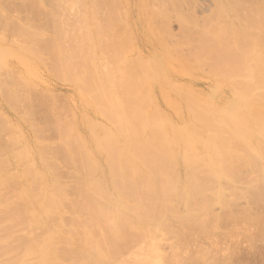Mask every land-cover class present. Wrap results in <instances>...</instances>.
Returning <instances> with one entry per match:
<instances>
[{
  "label": "bare ground",
  "instance_id": "obj_1",
  "mask_svg": "<svg viewBox=\"0 0 264 264\" xmlns=\"http://www.w3.org/2000/svg\"><path fill=\"white\" fill-rule=\"evenodd\" d=\"M37 1L35 3H39ZM99 1L87 0V2H91L89 5V8L92 6L91 8L93 9V11H91L92 9L90 10L91 12L95 11V5L98 6L96 9H101L102 6L103 15H101L102 12L100 13L99 10V16H102L103 20L100 18L102 22L99 20L97 21L99 22L98 24L92 19L86 26L87 32H85L86 35L84 33L85 37H83L85 41H83V38V40L81 39L84 44L79 40V43L83 46L79 44L81 49H77L84 58L83 65L78 66L79 70L82 69L80 73H83L81 75H84V81L82 78V80L79 79L81 75H78L80 73H76L79 71L75 69L77 66L73 69L70 67L71 65L69 67L67 65V69L63 68L64 66L60 67V69H65L63 72L66 71L68 74L76 73L75 77L78 76V78L73 76L74 80H77L76 82L79 81L80 86H85L83 90L87 88L86 91L88 90L89 94H94V98L91 95L92 99L98 100L105 106L106 117L113 125V129L101 125L99 130L96 129L93 132H89L90 137L88 140L86 139L87 142L72 126L71 129H75L74 131L70 130V127H65L64 124L58 125L61 130V127L64 126L63 132L59 131V133L62 132L63 135L61 134V136L66 139L65 151L71 158L70 162L74 164L71 163L70 165L76 167L74 169L76 170L75 173H77L73 178L77 174H80L79 177H81L82 174V178L78 179V187L75 188L77 190L74 191L79 196L80 201L76 198L78 203H76V200L71 205L72 207L75 206V208L70 210L79 218L82 215L85 216L84 219L82 216L83 221L76 217L78 221L74 222L75 224L79 222L80 225L78 223L77 226H81L84 229L82 233L80 232L82 234L80 237L82 242L80 241L81 244L79 243L81 246L77 247L75 245L77 243L73 244L74 242L69 245L71 243L69 240L66 243L67 240L65 238L61 237V241L57 238L58 236L60 238L62 233L59 228L64 225L63 214H65V209L63 207L65 204H63V201H67L65 198H68L66 197L68 191L64 188V184H61L62 186L59 185L60 183L58 184L54 175V164L56 162H52V164L51 160L48 161L55 154L51 153L52 150L50 148L41 146V143H38V147L41 146L38 148V161L43 164L41 172L34 170L33 167L32 169H27L26 166L28 165L25 164L27 155L23 151V153H19L20 155L22 154V157L19 156L21 161L25 160L24 165L27 169V171L24 169L26 171L24 173L25 177L21 176V172H24L23 170L19 174L21 177H17V175L13 177L10 174V170L13 168L11 166L16 163L13 162V165L10 166L8 161L9 163H6L7 166L5 168L9 171L11 176L9 177L8 171L4 169L6 164L0 159V189L2 186H5L4 188L6 189L9 187L7 185L11 184L14 187L13 184L18 180L17 183L21 180L25 181L23 182V188L19 192L15 190L18 194L12 191L15 196L18 195L16 200L14 198V202L13 199H10L12 202L9 199L6 202L5 198V203L2 201L4 205L0 202V207L3 209L2 212H4L2 214H7L5 219L3 217V222H0V233L2 232V236L0 234V247L3 244L2 247L9 246V241L12 239L10 232L12 234L14 231L18 235L16 236L13 233V240L17 242V246L0 253V259L4 257L5 261L15 260L9 264H33L30 263L31 261H34V264H135V261L131 262L133 260L130 261L129 259V257L136 259L131 257V252L133 253L134 249L128 248L133 244L137 245V242L141 244V240L144 245H147L144 241L148 243L151 234L154 232V225L155 228L161 226V229L163 227L168 229V226L165 227L167 220L170 219H167V216H175L181 222H186V220L195 216V210L187 213V215H180L175 210L173 202L175 199H179L184 204L194 206L198 204L203 197V193L206 192L204 190L205 185L203 186L205 184L204 181L200 183V173H198L197 167L201 165L209 167V165L198 157L197 151L194 149L196 144L201 145V148L218 164L222 173L225 171L227 172L226 175L229 176L231 172L233 173L236 166L240 164H258L257 161L261 160V155L258 152L264 156V128H256L254 126L255 121L264 125V20H261V10L257 9L259 10L257 11L254 8L256 6L254 3H257L256 0H214L216 4L221 3V8L229 5V7H234L235 12L243 10L242 14L239 12V15L237 13L238 16L233 15L237 23H234L233 20L232 22L228 21L229 24L226 23L227 27L226 24H224L225 27H222L220 26V20L224 18L219 19L213 15L207 18V21H205L206 25H201V27L197 24L191 28L192 30L188 29L189 31H185V44L193 48V57L196 62L200 66L207 64L214 73H212L213 76L215 75L216 79L218 78L217 81L220 80L226 84L234 85L235 87H232L237 90V98H239L240 102H243V108L240 113L223 115L211 105L208 106L205 103L203 105L196 99L186 100L188 110L193 114L196 124L202 129H207L209 134L205 138V143L202 142L203 139L198 135V132L193 138L184 135V132L177 136V142L185 145V152L181 157L169 141L165 121L153 110L152 101L146 95L149 94L154 82L164 83L163 74L156 67V70H153L149 63L146 62L143 54H140L138 58L136 57L137 59L133 55L130 57L123 55L125 59H121L120 50L123 44H121L119 33L113 32L115 30H112L114 26H110L115 19L109 12V2L113 0ZM157 2L158 4L154 6L159 12V29L162 31L161 34H165V38H167L166 35L169 38V11L172 8L178 13V8L174 3L175 0H157ZM97 3H101V6L97 5ZM250 7L257 14L250 12L253 11L248 10ZM222 12L220 9L215 14L222 16ZM249 13L254 14L250 15ZM92 15H90V18ZM94 15L95 19L96 15ZM179 15L180 13H178ZM97 18L99 19L98 14ZM112 18L113 20H110ZM105 19L106 22L110 20V24L106 23ZM226 19L228 18H225L224 21ZM179 21L182 23L181 19ZM115 22L114 20L113 23L115 24ZM184 28L187 29L188 27L185 26ZM20 29H18L19 31L17 30L19 39L24 38L27 43L31 37L39 36L36 35L37 32L32 31L34 33L33 37L32 32H29L30 29ZM25 40L22 43H25ZM34 40L31 39L32 42ZM75 40L78 43L77 38L72 36L69 42H74ZM129 44L131 45L132 43L130 42ZM23 47L34 57L37 56L35 54L38 52L33 50L34 47H29V44ZM129 47L128 45V49ZM122 48L124 49V47ZM124 52L126 51H123L122 54ZM17 55L20 56L19 52H17ZM63 62L65 63V61ZM35 63L33 60L25 61L26 67L30 71L35 68ZM0 64L3 65V62H0ZM81 83L83 84L81 85ZM225 108H228V106ZM89 125L92 130L93 124ZM65 128H68L67 130L71 131V133H67ZM1 129L2 126H0ZM14 137L12 138L14 139ZM251 137H253V141ZM13 139L10 138L12 151H14V145L17 142L16 146L20 145L19 141L15 142L17 139L12 141ZM90 143H94L96 152L89 149ZM239 147L245 150V153L241 152L244 154H240L237 151L241 150ZM5 150L9 152L7 147L4 148V153H6ZM2 151L3 149L0 150V153H3ZM11 156L13 158V155ZM19 158L15 157V161L17 159L20 160ZM254 159L256 160L254 161ZM21 161L17 165H23ZM207 166L204 167L206 170ZM29 167L31 166L29 165ZM181 167L186 171L184 177L178 172ZM4 170L7 171L8 177L2 174ZM47 170L50 174L51 170H54L52 171L54 176L51 174L55 177L53 180L49 178ZM211 171L212 169H208L206 173H210L208 174L210 176L214 175V177L221 176V178H224V175L222 176L218 171L213 170L214 172L212 173ZM16 177L18 178L17 181ZM79 177L77 175V178ZM12 187L8 189H12ZM221 192H218L219 194L217 195L219 202L221 201V198H219L222 196H219ZM70 195H68L69 198L71 197ZM5 222L7 224L11 223L7 225ZM155 223L159 226H156ZM45 224L47 226L50 225V227H45L44 229L47 233H44L43 230ZM56 226L59 227L58 229L61 232L56 229ZM19 227H22V230L18 229ZM17 229L19 234L15 232ZM57 232H59V235ZM76 232L75 234H78V230ZM70 240L73 241L74 239ZM60 242H64L63 245L66 244L64 249L69 248L62 250L61 245L59 246ZM74 245L75 248L72 249L70 246L74 247ZM138 247L142 246L138 245ZM136 248L135 250L137 251ZM148 248L147 250L150 251ZM123 249L130 251L129 256L127 251L124 250L128 258L126 254L122 257ZM143 249L140 250L143 251ZM19 250L20 254H17ZM145 250V253H149ZM136 251L135 253L137 254ZM159 256V261H161ZM156 264H159V262L156 261Z\"/></svg>",
  "mask_w": 264,
  "mask_h": 264
},
{
  "label": "rangeland",
  "instance_id": "obj_2",
  "mask_svg": "<svg viewBox=\"0 0 264 264\" xmlns=\"http://www.w3.org/2000/svg\"><path fill=\"white\" fill-rule=\"evenodd\" d=\"M35 1L37 0H0V62H3V65L0 64V126L4 129L3 131L2 129L0 130V150L3 149V153H0V156L2 155L0 159L2 162H5V164L10 162V166L13 165V162L16 163L11 166L13 168L10 170V174L13 177L16 175L17 177H25L26 175L24 173H26L28 168L32 169L33 167L34 170L40 172L43 170L42 162L38 161V148L46 146L52 150V152H49L54 153L55 156H51L48 161L51 160V163L56 162L58 166L56 163L54 164L55 173L52 172L54 170H51V174L54 173L58 184L60 183V186L64 184V188L69 192L65 191L67 192L66 197L68 198H65L67 201H63V204H65V206L63 205V209H65L63 219L64 221L66 220L65 222H67V225L63 221L64 225L62 228L56 226V229H61L63 233L60 234V238L59 236L57 238L61 241V237H63L67 240V242L65 241L66 243L69 241L71 242L69 245L74 242L73 244L77 243L75 245L80 247L82 242L80 237L84 229L81 226H79L80 228L77 226L79 222L76 224L74 222L78 221V219L83 221L85 216L82 215L83 219L82 216L79 218V216H76L74 212L70 210L75 208V206L72 207L71 205H73L77 199L79 200V196L74 191L77 190L75 188L78 187V179L82 178V174L81 177H79L80 174H77L79 178H77V175L73 178L77 173H75L76 167L70 162L71 158L65 151L66 139L63 138L61 134L64 126L70 127V130L74 131L76 129L75 131L81 134L85 142H87L90 137L89 132H93V130L96 129L99 130L101 125L113 129V125L106 117L107 111L105 106L98 100L92 99L94 98V94H89L88 90L86 91L87 88L83 90L85 86H80L79 81L76 82L77 80L73 78L76 73L79 74L80 70L82 71V69L79 70V67L83 65L84 61V58L77 50L81 49L79 48V44H81L79 40L81 41V39L85 37V32H87L86 26L92 19L98 24L99 22L97 21H99L100 18L103 20V17L99 16L102 12V6L100 5L101 3H97V5L101 6V9H96L98 6L95 5V11L91 12L93 11L91 8L92 6L89 8L91 2L89 3L87 0H54L55 2L53 0H38L39 3H35ZM113 1L109 2V12L113 15L112 17L115 18L114 20L116 22L114 24L113 18L110 19L113 20L110 26H114V28H112V30L115 29L113 32L119 33L118 35L121 38L122 43L121 41L120 43L123 44L122 47H124V49L121 47L120 50L122 55L121 59H125L123 55H128L129 57L133 55L134 58H138L140 54H143L144 58H146V62L149 63L153 70L158 68L164 76V83L154 82L152 88L149 90V94L146 95L152 101L153 110L165 121L168 129L169 141L181 157L185 152V145L177 142V136L184 132V135L193 138L196 132H198V135L203 139L202 142L205 143V138L209 134L207 129H202L196 124L193 114L188 110L186 103L188 99H196V101H199L203 105L204 103L208 104V106L211 105L223 115L240 113L243 108V102H240L239 98H237V90L233 88L235 87L234 85L230 83L226 84L220 80L217 81L218 78L216 79L215 75L214 78V73L207 64L200 66L196 62L193 57V48L185 44V31H189L188 29L195 27L197 24H199V26L206 25L205 21H207V18L213 15L219 19L228 18L225 21L224 19L220 20V26L222 27H225L224 24H229L232 20L234 23H237L233 15L238 16L239 12L241 13L243 10L240 11L238 9L239 11L235 12L236 10L234 7H229V5H227L228 7L224 6V8H221V3H218V6L214 0H175L174 3L180 15L178 16V13L170 8V25L168 24L170 35L169 38L168 35H166L167 38H165V34H161L162 31L159 29V12L155 7L158 4L157 0ZM256 1L257 3H254L256 6H253L255 10H261V20H264V0ZM252 7L248 10H253ZM220 9L223 11L222 16L215 14ZM255 10L250 12H254ZM93 13H96L95 19ZM254 13L257 14V12ZM254 13L249 14L252 15ZM97 14L99 19L97 18ZM90 15H92L91 18ZM101 15H103V12ZM178 18L182 20V23ZM102 20L100 21L102 22ZM110 20L106 22L105 19V22L110 24ZM184 25L188 28H184ZM20 28L30 29L31 31L29 30V32H37L36 35L39 36H35V38L32 32L34 38L31 37V39L35 40L32 42L30 39L27 43L24 38L19 39V32L17 33V30ZM72 36L77 38L78 43L76 40V42H69ZM129 38L132 43L131 45L129 44ZM24 40L25 43H22ZM83 41H85V39ZM83 41L81 42L83 43ZM28 44L29 47H34L33 50L39 53L38 57V53L34 51L37 53L35 55H37L36 57L38 58L34 57V55L30 54L23 47L26 45L28 46ZM128 45L130 46L129 49ZM81 46L83 45L81 44ZM123 51L127 53L124 52V54H122ZM13 52H15V54H13ZM17 52H19L20 56L17 55ZM29 60L36 62L35 68H33L32 71H30L25 64V61ZM63 61H65V63ZM66 62H71L75 65ZM67 65L68 67L71 65L70 67H72V69L77 66L75 69L79 71L70 74L64 71V73L63 70L68 68ZM60 67L65 69H60ZM81 74L83 73H80L78 76ZM78 76L76 77L78 78ZM83 77L84 75H81L79 79L82 78L84 81ZM82 84L83 83H81V85ZM91 95H93L92 98ZM15 99L16 101H14ZM227 106L228 108H225ZM91 123L93 124L92 130L90 125L88 126V124ZM59 124H64V126L62 125L63 127H61L62 130L59 129ZM71 126L75 129H71ZM254 126L256 128H264V125L259 124L257 121L254 122ZM65 129L67 130L68 128ZM59 131L62 132L59 133ZM68 132L71 133V131L67 130V133ZM11 136L17 139L15 142L19 141L20 144L16 146L17 142L14 145V151H12L13 148L10 138H13ZM14 139L12 141H14ZM251 140L253 141V137H251ZM38 143H41V146L38 147ZM6 147L9 151L6 152L5 150L7 155L4 153V148ZM88 147L93 152H96L94 143H90ZM240 148L241 147H239V149ZM194 149L197 151L198 157L203 159L205 164L207 163L209 165V167L207 165L197 167V170H199L198 173H200V183L204 181L205 184H203V186L205 185L204 190H206V192L203 193V197L197 205H187L179 199H175L173 205L180 215L183 214L182 216H184V214L187 215V213L195 210V216L189 218L186 222H181L175 216H167V219L170 218L167 220V225L165 226H168V229H164L163 226L161 229V226L155 223L156 226L159 227L155 228V225L153 227L154 232L151 234L148 241L150 247L148 248L149 244L147 241L143 240L144 243L147 244L144 245L140 238L141 244L137 242V245L133 244L131 245L132 248H128L131 250L134 249L133 253L131 252V257L136 258L134 260L129 257L130 261H135V264H143L144 262L145 264H156V261H158L159 264H178L179 262V264H264V156L258 152V154L261 155V160L257 161L258 164H240L236 166L233 173L229 172V176L226 175L227 172L225 171L222 173L218 164L212 160L203 148H201V145L196 144V148ZM242 149L243 148L237 151H239L240 154H244L245 150L243 149L242 151ZM22 151L27 155V158H25L27 162L22 158L25 164L28 165L26 166L27 169L25 168L24 161H21L22 154H19L20 152L23 153ZM4 154L5 156H3ZM11 155H13L14 159ZM15 157H20V160L17 159V161H15ZM52 159L55 161H52ZM255 160L256 159H254V161ZM20 161L23 165H19ZM17 163L19 164L17 165ZM71 163L73 165H70ZM29 165L31 167H29ZM6 166L7 164L4 166L5 170H7L5 168ZM206 166L207 170L204 168ZM24 169H26V171H24ZM208 169H212L211 173L218 171L222 176L224 175V178L217 176L218 179L214 177V175H208L210 174L206 173ZM5 170L2 174L8 177L6 174L8 170ZM22 170L24 172H21ZM20 172L22 174L21 176L19 175ZM178 172L183 177L186 174L183 167L178 169ZM7 173L9 175V171ZM48 174L51 180L55 178L50 172H48ZM206 175L208 176L206 177ZM9 177L11 176L9 175ZM17 180L18 178L16 181ZM25 180L27 182L26 178ZM23 182L25 181L21 180L19 183L13 184L14 187L11 186L12 184L7 185L9 187L6 186V189L4 188L5 186H2L0 189L1 204L3 202L5 203V199L6 202L7 199H9V201L13 199L14 202L18 195L15 196L13 192H15V190L19 192L24 186ZM10 186L12 189H8L11 188ZM19 187L21 188L19 189ZM218 189L219 191L216 192ZM18 192L15 193L18 194ZM218 192H221L219 196L222 195L219 197L221 198L220 202L217 200ZM68 195L71 197L69 198ZM78 200L76 203H78ZM2 211L3 209L0 207V222H3L6 218L5 216H7V214H2L4 213ZM76 217H78V219ZM10 223L11 222L8 224ZM5 224L7 223L5 222ZM5 224L3 223V225ZM45 227H50V225L47 226V224H45L43 230ZM21 228L19 227L18 229ZM18 229L15 232L19 234ZM75 230H78V234H75L77 233ZM45 232L44 230V233ZM59 232H57L58 235ZM13 233L14 231L12 234L10 232V237L12 236V239H10V241L8 240L10 242L9 246L2 247L3 244L0 247V253H4L6 250L17 246V242L13 240V235L15 234ZM0 234L2 236V232ZM20 234L22 236L21 232ZM15 235L18 236L17 233ZM70 239L74 240L72 241ZM62 240L64 241V239ZM63 243L59 244L62 248H58L67 250V248H69L67 247L68 244L66 246L67 248L64 249V245L66 244L63 245ZM75 245L74 247H70L74 249ZM138 245L142 247L139 248ZM142 248H144L143 251H141ZM147 248L150 249V251H148ZM124 250L127 251V249H123V251ZM144 250L149 253H145ZM124 252L122 257H124V254L127 255V253L130 256L129 250L127 253ZM17 254H20V250ZM142 254H145V256ZM158 256L161 261H159ZM144 257L145 259H143ZM3 258L1 257L0 264H9L13 261H5ZM30 263L34 264V261Z\"/></svg>",
  "mask_w": 264,
  "mask_h": 264
}]
</instances>
